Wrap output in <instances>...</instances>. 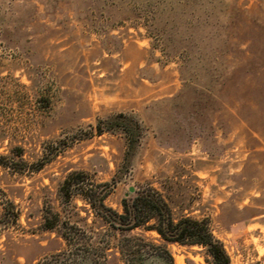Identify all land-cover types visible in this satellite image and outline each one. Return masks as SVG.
<instances>
[{"label":"rangeland","instance_id":"1","mask_svg":"<svg viewBox=\"0 0 264 264\" xmlns=\"http://www.w3.org/2000/svg\"><path fill=\"white\" fill-rule=\"evenodd\" d=\"M120 113L142 126L134 149L96 132ZM71 174L119 212L152 186L175 220L207 218L231 264H264V0H0V264H125L124 235L210 264L111 230L66 196Z\"/></svg>","mask_w":264,"mask_h":264},{"label":"trees","instance_id":"2","mask_svg":"<svg viewBox=\"0 0 264 264\" xmlns=\"http://www.w3.org/2000/svg\"><path fill=\"white\" fill-rule=\"evenodd\" d=\"M116 127L124 131L128 149H134L142 134L140 122L131 115L120 113L100 120L96 125V132L101 134ZM106 186V183L88 186L76 181L71 174L65 178L62 189L65 190L68 198L72 194H80L94 214L115 232H130L139 228L154 231L160 241L203 246L211 258L210 264H231L223 243L213 234L207 218L195 219L184 216L175 220L166 199L152 186L140 187L125 196L121 203L122 210L119 212L105 203L110 191ZM53 226L54 222L48 228ZM63 236L66 241L71 240L67 234ZM94 246L96 258L105 257L97 252L104 253L106 246L98 244ZM116 249L125 264H144V259L149 255L159 258L161 264H173L171 253L163 244L148 242L140 237L124 235L118 239ZM41 264H49V262Z\"/></svg>","mask_w":264,"mask_h":264},{"label":"built area","instance_id":"3","mask_svg":"<svg viewBox=\"0 0 264 264\" xmlns=\"http://www.w3.org/2000/svg\"><path fill=\"white\" fill-rule=\"evenodd\" d=\"M262 259H263V261H264V252L262 253Z\"/></svg>","mask_w":264,"mask_h":264},{"label":"water","instance_id":"4","mask_svg":"<svg viewBox=\"0 0 264 264\" xmlns=\"http://www.w3.org/2000/svg\"><path fill=\"white\" fill-rule=\"evenodd\" d=\"M131 191H133V189L131 188Z\"/></svg>","mask_w":264,"mask_h":264}]
</instances>
